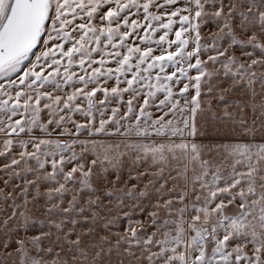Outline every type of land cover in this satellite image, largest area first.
I'll list each match as a JSON object with an SVG mask.
<instances>
[{"label":"snow or ice","instance_id":"6c2138e0","mask_svg":"<svg viewBox=\"0 0 264 264\" xmlns=\"http://www.w3.org/2000/svg\"><path fill=\"white\" fill-rule=\"evenodd\" d=\"M0 264H264V0H0Z\"/></svg>","mask_w":264,"mask_h":264}]
</instances>
